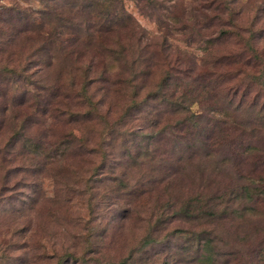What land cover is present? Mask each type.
<instances>
[{
    "label": "rangeland",
    "instance_id": "374dc122",
    "mask_svg": "<svg viewBox=\"0 0 264 264\" xmlns=\"http://www.w3.org/2000/svg\"><path fill=\"white\" fill-rule=\"evenodd\" d=\"M119 1L118 32L91 28L73 42L74 25L97 20L71 9L74 0H0V264H264V128L232 155L214 144L205 156L181 136L156 153L143 135L156 108L158 127L173 121L168 108L150 101L125 115L135 90L134 101L145 99L166 67L233 40L220 43L215 21L200 19L206 0ZM230 1L263 83L264 0ZM63 24L70 38L60 45ZM116 39L138 61L131 84L117 82L131 77L124 62L95 54ZM155 50L165 63L146 61ZM249 99L243 110L264 114V85ZM228 188L237 194L218 206L227 219L208 225L200 204L198 218L185 216L189 199Z\"/></svg>",
    "mask_w": 264,
    "mask_h": 264
},
{
    "label": "trees",
    "instance_id": "16d2710c",
    "mask_svg": "<svg viewBox=\"0 0 264 264\" xmlns=\"http://www.w3.org/2000/svg\"><path fill=\"white\" fill-rule=\"evenodd\" d=\"M232 2L230 0H206L203 5H197L196 8L200 19L206 21L207 25H212L214 20L215 25L220 28L217 41L221 43L225 39L226 41L233 40V43L229 45L230 48L208 51L198 58L189 54L192 57L191 60L186 61L182 58L180 60L182 62H178L176 67H166V72L164 71L162 78L159 79L154 89L147 93L145 99L134 101L138 89L131 95L132 101L129 108L127 107L128 112L125 115L133 109H140L141 105H148L150 101H158L163 107L168 108L170 121H173L167 126L158 127L161 115L156 108L151 130L143 135L148 146L154 142L159 146L153 148L156 153L168 152L163 148L164 142L169 140L170 144L174 145L180 136L185 140L187 149L195 151L199 145L205 156L211 153L214 144L226 146L229 151H232L230 154L238 153L239 150L251 148L250 142L254 135L264 128V114L257 115L243 110L244 107L254 104L249 99L252 86L257 82L264 85V81L260 82V75L254 74L256 67L262 64L259 63L261 56L255 54L248 47L252 35L244 39L242 30L233 21L234 15L230 6ZM76 7L81 8V13L90 10L89 15L95 16L97 20L88 26L74 25L71 33H68V36H73V42L79 41L81 35L88 34L91 28L94 30V34L99 36L102 29L105 33L118 32L122 25L121 17H123L124 10L119 0H74L70 8ZM227 26L230 29H225ZM63 28H66L64 24L62 31L58 34L59 38H57L60 45L64 42L69 43L68 38H70L63 34ZM128 49L120 39H116V43H113L110 48L108 46L95 53L96 56L104 55L111 58V62H124L126 66H123L128 68V76L131 74V77L117 81L118 83L131 84L136 76L133 66L138 61H133L131 57L130 61L127 58ZM136 49L134 51L143 56V51L138 50V46ZM153 55L152 59L147 58L146 61L154 64V60L157 59L159 60L157 64L165 63L166 57L162 50L160 53L155 50ZM101 73L104 76V81L110 83L111 79L106 65H103ZM123 74L120 72V77H123ZM169 82L170 84L172 82L173 86L176 85L174 89L168 91ZM253 190L256 194L261 192L259 187H254ZM242 191L247 194L249 190L246 185L241 186L240 192L242 193ZM232 194H237V191L228 188L225 193L218 191V193L212 194L209 192L206 197L202 195L192 198L193 200L189 199L185 204L184 214L195 220L199 215L193 213V205L200 204L196 211H200L202 208L205 210L202 214L206 217V222L210 223L208 225H212L211 219L213 218L227 219L229 217L227 208L219 209L218 206L222 202L229 203V197Z\"/></svg>",
    "mask_w": 264,
    "mask_h": 264
}]
</instances>
